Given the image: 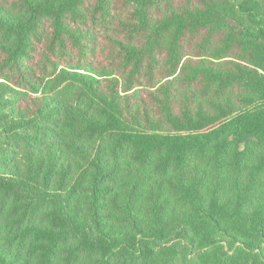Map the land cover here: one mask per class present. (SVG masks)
I'll return each instance as SVG.
<instances>
[{
  "label": "trees",
  "instance_id": "obj_1",
  "mask_svg": "<svg viewBox=\"0 0 264 264\" xmlns=\"http://www.w3.org/2000/svg\"><path fill=\"white\" fill-rule=\"evenodd\" d=\"M0 264H264V0H0Z\"/></svg>",
  "mask_w": 264,
  "mask_h": 264
}]
</instances>
